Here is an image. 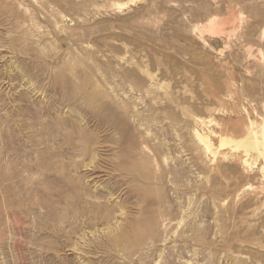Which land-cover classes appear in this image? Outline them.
I'll use <instances>...</instances> for the list:
<instances>
[{"label": "rangeland", "instance_id": "1", "mask_svg": "<svg viewBox=\"0 0 264 264\" xmlns=\"http://www.w3.org/2000/svg\"><path fill=\"white\" fill-rule=\"evenodd\" d=\"M263 126L264 0H0V264H264Z\"/></svg>", "mask_w": 264, "mask_h": 264}, {"label": "bare ground", "instance_id": "2", "mask_svg": "<svg viewBox=\"0 0 264 264\" xmlns=\"http://www.w3.org/2000/svg\"><path fill=\"white\" fill-rule=\"evenodd\" d=\"M261 133H262L261 134L262 137L259 139L258 136H257L258 133L252 130V131L249 132V134L246 136V138H244V139H242L240 141H235V140H232V139L227 138V137H221V140H220L221 144L220 145L221 146H225V145H228V144L235 143L237 146L241 145V147H243V148H248L247 143H248V141H251L250 144L252 146L256 147V148L259 147V146H262L263 150H259L258 152H259L260 156L264 157V126H263V128L261 130ZM197 137L199 139H201L202 141H204L205 148L207 150H211L213 148L212 142L209 139V137L203 136V135H201L199 133H197ZM246 154L249 155V151L248 150L246 151ZM245 162L247 163V160Z\"/></svg>", "mask_w": 264, "mask_h": 264}]
</instances>
